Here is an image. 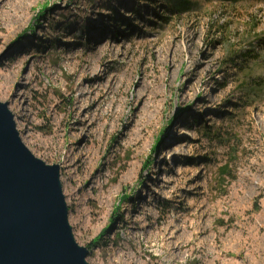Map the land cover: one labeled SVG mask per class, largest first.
I'll list each match as a JSON object with an SVG mask.
<instances>
[{
  "label": "rangeland",
  "instance_id": "obj_1",
  "mask_svg": "<svg viewBox=\"0 0 264 264\" xmlns=\"http://www.w3.org/2000/svg\"><path fill=\"white\" fill-rule=\"evenodd\" d=\"M173 2L0 0V103L88 264H264V0Z\"/></svg>",
  "mask_w": 264,
  "mask_h": 264
},
{
  "label": "water",
  "instance_id": "obj_2",
  "mask_svg": "<svg viewBox=\"0 0 264 264\" xmlns=\"http://www.w3.org/2000/svg\"><path fill=\"white\" fill-rule=\"evenodd\" d=\"M0 103V264H88L74 240L56 165L22 144Z\"/></svg>",
  "mask_w": 264,
  "mask_h": 264
},
{
  "label": "bare ground",
  "instance_id": "obj_3",
  "mask_svg": "<svg viewBox=\"0 0 264 264\" xmlns=\"http://www.w3.org/2000/svg\"><path fill=\"white\" fill-rule=\"evenodd\" d=\"M114 55H115L114 47H110L109 48V57H112ZM166 77H168V76L166 75L163 78L161 76L153 77L152 75H150V76L148 75L147 77L143 78L141 81L137 82V84H140L139 88L142 91V92H140L141 93L140 97H138L137 101H136V104H139L141 102V107L139 108V113H138L139 116L137 115L138 120H137V123L135 122L136 126L138 127V134L141 131L140 127L144 126L146 124V122L149 121L150 117L155 113L157 99L161 96L160 93L158 92V90L156 89V87H158L161 79H165ZM79 85H82V84H79ZM111 86H114V84H111ZM111 86L106 91L107 95L111 91ZM86 89L88 91H92L93 86L88 85ZM81 92H82V90H81ZM184 134L185 133H183V135ZM66 153H67V151H66ZM137 199H142V197L137 196ZM141 210H142V212L144 211V209H142V208H136V210H134V212L141 211ZM163 240L165 243H167V241H168L165 235H163Z\"/></svg>",
  "mask_w": 264,
  "mask_h": 264
},
{
  "label": "trees",
  "instance_id": "obj_4",
  "mask_svg": "<svg viewBox=\"0 0 264 264\" xmlns=\"http://www.w3.org/2000/svg\"><path fill=\"white\" fill-rule=\"evenodd\" d=\"M206 1H217V2H221V3L234 4V3H241V2L247 1V0H206ZM173 4H174V6H178L179 8L185 6L186 9L188 10L189 8H192V6H197L198 3L195 2L193 4H189V2H186V0H174Z\"/></svg>",
  "mask_w": 264,
  "mask_h": 264
}]
</instances>
